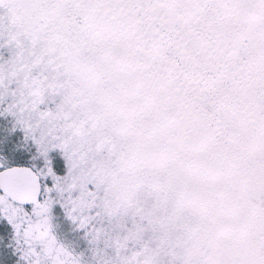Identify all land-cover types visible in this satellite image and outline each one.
I'll return each mask as SVG.
<instances>
[{
  "label": "rangeland",
  "instance_id": "rangeland-1",
  "mask_svg": "<svg viewBox=\"0 0 264 264\" xmlns=\"http://www.w3.org/2000/svg\"><path fill=\"white\" fill-rule=\"evenodd\" d=\"M262 125L264 0H0V264H264Z\"/></svg>",
  "mask_w": 264,
  "mask_h": 264
},
{
  "label": "water",
  "instance_id": "water-1",
  "mask_svg": "<svg viewBox=\"0 0 264 264\" xmlns=\"http://www.w3.org/2000/svg\"><path fill=\"white\" fill-rule=\"evenodd\" d=\"M0 191L17 205H36L42 194L41 178L29 166H12L0 172Z\"/></svg>",
  "mask_w": 264,
  "mask_h": 264
},
{
  "label": "trees",
  "instance_id": "trees-1",
  "mask_svg": "<svg viewBox=\"0 0 264 264\" xmlns=\"http://www.w3.org/2000/svg\"><path fill=\"white\" fill-rule=\"evenodd\" d=\"M247 53L249 54L250 53V50H247ZM254 60V59H253ZM260 62V61H259ZM263 127V129H264V125H262ZM14 165H16V164H14ZM19 165H23L22 163H20Z\"/></svg>",
  "mask_w": 264,
  "mask_h": 264
},
{
  "label": "flooded vegetation",
  "instance_id": "flooded-vegetation-1",
  "mask_svg": "<svg viewBox=\"0 0 264 264\" xmlns=\"http://www.w3.org/2000/svg\"><path fill=\"white\" fill-rule=\"evenodd\" d=\"M32 244H35V243H33V242H31Z\"/></svg>",
  "mask_w": 264,
  "mask_h": 264
}]
</instances>
